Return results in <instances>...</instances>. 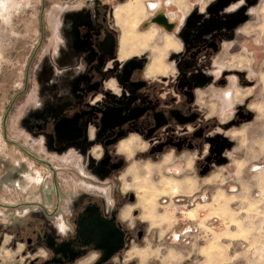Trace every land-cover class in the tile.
Here are the masks:
<instances>
[{
	"label": "rangeland",
	"instance_id": "obj_1",
	"mask_svg": "<svg viewBox=\"0 0 264 264\" xmlns=\"http://www.w3.org/2000/svg\"><path fill=\"white\" fill-rule=\"evenodd\" d=\"M237 1L241 5H237L239 10L233 9L237 10L233 13L246 20L240 27L244 33H231V36H239V40L219 37L217 53L212 55L204 51L190 61L192 68L184 69L183 63L189 59L190 52L205 48L211 38L208 22L212 14L208 19L205 12L203 19L198 21L203 32L192 43L182 48L179 33H171L181 48L169 50L164 57L165 67L171 69L166 81L158 74L151 79V85L146 71L140 76L152 89L158 84L153 92L145 93L149 102L174 96L179 77L190 80L197 101L186 108L200 112L202 123L198 127H209L205 129L206 137L194 142V151L173 160L169 155L164 158L140 153L135 159L129 155L121 174L102 179L84 177L82 161L80 170L76 166L78 157L57 161L48 158L41 145H37L49 136L39 132V127L50 128L53 120L74 104L65 103L66 92L86 55L82 51L89 45L80 36L83 26L91 23H83L90 20L96 25L97 20V24L103 25L98 33L100 36L105 30L116 35L120 51L118 62L113 64L137 58L143 60L147 68L154 53L159 56L161 52L156 47L163 45V33L170 32L157 24H146L157 12L178 16L179 9L168 0H11V7L0 5V164L1 160L2 164L7 162L6 169L0 167V202L8 203L0 204V264H40L45 258L44 253L27 245L36 220L45 217L44 213L16 203L44 202L49 212L56 206L47 171L29 161L27 166L16 167L21 159L18 150L14 147L4 150L2 120L9 106H12L7 121L9 139L47 158L58 170L62 204H59L54 223L69 217L75 206L71 201L97 197V192L94 195L83 193L90 191L87 190L89 186L99 191L105 189L110 200L122 194L142 196L141 204L138 199L137 204H117L115 208L120 212L116 217L118 223L128 233L119 264H264V0L233 3ZM138 2L142 6L159 2L161 7L150 11L147 18L146 14L139 15L137 8L133 19L126 11L120 12L122 23L135 21L136 34L155 25L159 28V37H155L149 44L150 49L142 55L123 57V30L115 18V11L123 9L125 4L137 6ZM217 2L188 0L189 10L184 14L192 7L204 9L206 4L211 7ZM233 3L222 11L225 16H230L229 7ZM262 7L263 14L260 13ZM180 12L182 14V10ZM188 18L190 22L185 27L192 25V17ZM103 19L107 22H101ZM94 29L96 31L95 26ZM230 29L237 31L239 26ZM148 36L152 40V36ZM243 74L246 78L240 77ZM200 75L205 76L206 81L199 80ZM81 92L78 89L77 93ZM231 93L234 96L229 100L226 96L230 97ZM242 112L246 113L244 117ZM206 156L211 157V170L203 175ZM169 159L171 161H167ZM167 162L170 163L166 165ZM172 178L194 181H187L185 185L169 181ZM182 188H185L184 193ZM142 189L144 191L140 192ZM100 205L111 209L110 204Z\"/></svg>",
	"mask_w": 264,
	"mask_h": 264
},
{
	"label": "flooded vegetation",
	"instance_id": "obj_2",
	"mask_svg": "<svg viewBox=\"0 0 264 264\" xmlns=\"http://www.w3.org/2000/svg\"><path fill=\"white\" fill-rule=\"evenodd\" d=\"M168 1H172L175 7L184 12L189 10L188 0ZM231 3L233 0H218L217 3L204 10L195 9L193 13L196 15L189 16L192 17L190 27H185L190 22L189 18L186 23L179 25L175 22V15L172 13L157 12L150 23L146 25L157 24L170 34L163 33V45L161 47L155 46L161 52L159 56L154 53V59L147 68L145 62L137 58L125 60L120 65L118 63L113 64L118 62L120 51L116 35L112 31L105 30L100 36L98 33L102 31V23L97 24L96 20V25H94L92 21L85 20L83 24L91 23L93 27L90 26L91 24L83 26L84 31L80 39L83 42H89V45L85 51H82L86 55L81 60L78 75L72 78L66 92L65 103L67 105L70 102L74 104L60 113L53 120L50 128L48 126L39 127V132L48 133L49 136L43 138L37 145H41V149L45 151L48 158L51 157L57 161L64 162L71 156L73 158L78 157L76 165L78 169L81 161L84 164L82 175L84 177L88 175L96 177L95 179L121 174L125 169L129 155L132 159H135V156L140 153L141 155L147 153L148 156H164V158L169 155L173 160L178 155L183 156V153L194 151V142L203 140L206 137L205 129L209 127H198L202 123V115L200 112L187 109L197 101L190 80L185 76L179 77L177 92L174 91V96L168 94L169 96L164 100L161 98L156 100L155 98L149 102L144 95L147 92H153L158 84H154L152 89L149 82L141 79L140 76L146 71V76L150 79L151 85V79H154L155 75L158 74L162 75L163 80L166 81L165 77L169 75L171 69L165 67L164 57L169 50L181 48L171 33H179L182 48L192 43L203 32L198 21L203 19L205 12L208 19L209 15L212 14L208 22L209 28L212 30L211 38L208 39L205 48H196L190 52L189 59L183 63L184 69L192 68L190 61L198 58L204 51H209L212 55L217 53L220 50L219 37L227 36L230 40L235 39L236 35L231 36V33L234 34L235 32L230 28H237L241 22L245 21V18L237 14L232 18L224 15L222 10ZM160 7L159 2H149L147 6L145 4L142 6L138 2L136 6L139 15L146 14V18L150 11H156ZM262 10L263 7L261 14ZM115 18L118 24H121L122 30L124 29L121 44L123 57L142 55L143 52L150 49L149 44L153 42L155 37L156 39L159 37V28L152 25L148 31L138 34L152 36V40L145 48L129 42L124 43L125 35L130 30L131 24L122 23L123 17L118 8L115 11ZM161 18L166 21L163 22ZM101 22L106 23L107 21L103 19ZM97 28L100 29L99 32H97ZM126 30L128 31L126 32ZM198 78L206 81V77L203 75ZM223 84H225L224 80ZM78 89L82 91L80 94L77 93ZM233 96L231 93L230 97L226 96V98L230 100ZM11 109L12 106L7 108L2 120V140L6 144L4 150L6 151L8 147H14L18 150L21 159L15 164L16 167L21 166V164L27 166V161H29L30 164L44 168L43 170L47 171L52 180L56 199V202L53 203L56 206L51 212L43 205L46 204L44 202L19 201L16 203L35 207L45 215V217L36 220L37 225L34 226L33 236L27 240L28 247H35L36 252L44 253L43 258H45L40 261V264H119V256L124 251L128 233L118 223L116 217H119L120 212L115 208L117 204H137L138 199L139 204H141L140 198L142 196L139 195L138 198L134 193L122 194L120 198L115 196V199L110 200L105 189L99 191V188L89 186L86 189L90 191L83 193L88 192L94 195L97 192V197L95 199L77 198L71 201L70 204H75V206L69 213V217L66 216V219L62 217L58 224L54 223L53 219L58 214L59 204H62L58 170L47 158L41 157L21 146L17 141L9 139L7 121ZM137 146L138 148H136ZM198 151V149L195 151L196 157L199 154ZM81 157L84 160H81ZM196 157L195 159H197ZM171 159L167 161H171ZM204 159L206 163L201 171L203 175L208 174L211 170L209 164L211 157L206 156ZM168 163L170 162H167L166 165ZM6 166L7 162L2 164L1 160L0 167L6 169ZM174 175L176 174L174 173ZM38 176H40L39 173ZM171 180L179 184L185 183V185L187 181H194L193 179L186 181L169 179V181ZM139 186L135 185L134 187L138 188ZM142 187L143 185L139 188ZM143 191L144 189L140 190V192ZM173 191L176 192L177 189H173ZM181 192L184 193L185 188L184 190L182 188ZM122 197L124 198L121 199ZM0 204L8 203L0 202ZM100 204H110L109 208L111 209L108 211ZM131 211L132 214L133 208ZM130 253L132 254L133 250ZM36 262L39 260L36 259Z\"/></svg>",
	"mask_w": 264,
	"mask_h": 264
},
{
	"label": "bare ground",
	"instance_id": "obj_3",
	"mask_svg": "<svg viewBox=\"0 0 264 264\" xmlns=\"http://www.w3.org/2000/svg\"><path fill=\"white\" fill-rule=\"evenodd\" d=\"M9 1H11V0H6V1L5 0H0V5L1 6L2 5L3 6L9 5L11 7L12 3L9 2ZM124 11H126L128 13V15H130V18L132 17V19H133V17H135V14H136V6L134 4L125 5L124 8L121 9L119 12H124ZM135 24H136L135 21L132 22L131 23V27L129 26L130 30L129 31L126 30V32L127 31L128 32L125 35L124 43L129 42L130 44L139 45V46L145 48L147 46V44L151 41V37L150 36H146V35H138V34H136V32H135V28H136Z\"/></svg>",
	"mask_w": 264,
	"mask_h": 264
},
{
	"label": "crops",
	"instance_id": "obj_4",
	"mask_svg": "<svg viewBox=\"0 0 264 264\" xmlns=\"http://www.w3.org/2000/svg\"><path fill=\"white\" fill-rule=\"evenodd\" d=\"M215 1H218V0H212V3H214ZM233 1H236V0H233ZM208 3H209V1H208ZM211 3V4H212ZM232 4V3H231ZM237 5H241V3H238V1L236 2V3H233V5L232 6H230L229 7V13H230V16L229 17H233V16H235L237 13H233L234 11H237V10H239L238 8H236L237 7ZM208 7H210V5H208V4H206V6H205V8L204 9H206V8H208ZM178 9V8H177ZM203 9V10H204ZM233 9H237V10H233ZM197 10V9H196ZM202 10V9H201ZM227 10V9H226ZM195 11V9L192 7L191 9H190V11L188 12V13H185L184 14V11H182V14H181V12H180V9L179 10H177V14H178V16L176 15L175 16V18L176 19H179V22H177V20H175V22L176 23H178L179 25H183L184 23H186L187 22V20H188V17L189 16H191L192 14H193V12ZM222 11H224V10H222ZM231 13H233V14H231ZM262 14H263V12H262ZM174 18V19H175ZM246 21V20H245ZM241 24V23H240ZM236 27V26H235ZM242 28V24L241 25H239V30L237 29V31H234L235 33H236V35H238V34H240V33H244V31L243 30H241V28ZM236 39H240V37L239 36H236L235 37V40ZM232 40H234V39H232ZM234 40V41H235ZM241 78H246V75H244L243 74V77H242V75L240 76ZM261 80H262V78H261ZM243 81V80H242ZM252 96V95H251ZM251 96H249V97H251ZM245 107H247V108H249L248 107V105H246ZM260 108H262V107H260ZM259 109V108H258ZM264 109V108H263ZM246 113L245 112H242L241 113V115L244 117V115H245Z\"/></svg>",
	"mask_w": 264,
	"mask_h": 264
},
{
	"label": "water",
	"instance_id": "obj_5",
	"mask_svg": "<svg viewBox=\"0 0 264 264\" xmlns=\"http://www.w3.org/2000/svg\"><path fill=\"white\" fill-rule=\"evenodd\" d=\"M161 20H162L163 22L166 21L165 19H162V18H161Z\"/></svg>",
	"mask_w": 264,
	"mask_h": 264
}]
</instances>
